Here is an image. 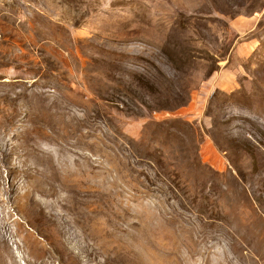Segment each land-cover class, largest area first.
Masks as SVG:
<instances>
[{
	"label": "rangeland",
	"instance_id": "374dc122",
	"mask_svg": "<svg viewBox=\"0 0 264 264\" xmlns=\"http://www.w3.org/2000/svg\"><path fill=\"white\" fill-rule=\"evenodd\" d=\"M0 264H264V0H0Z\"/></svg>",
	"mask_w": 264,
	"mask_h": 264
},
{
	"label": "crops",
	"instance_id": "0c3cea01",
	"mask_svg": "<svg viewBox=\"0 0 264 264\" xmlns=\"http://www.w3.org/2000/svg\"><path fill=\"white\" fill-rule=\"evenodd\" d=\"M224 75H225V76H224ZM222 76L225 77V78L228 77L227 74H222ZM222 76H221V77H222ZM217 77H218V75H217ZM224 83H225V81H224Z\"/></svg>",
	"mask_w": 264,
	"mask_h": 264
}]
</instances>
